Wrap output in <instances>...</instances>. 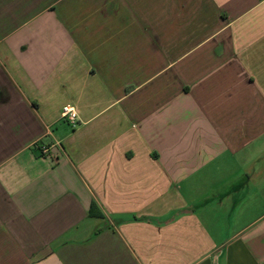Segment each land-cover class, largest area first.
Segmentation results:
<instances>
[{"label":"crops","instance_id":"obj_1","mask_svg":"<svg viewBox=\"0 0 264 264\" xmlns=\"http://www.w3.org/2000/svg\"><path fill=\"white\" fill-rule=\"evenodd\" d=\"M0 264H264V0H0Z\"/></svg>","mask_w":264,"mask_h":264},{"label":"built area","instance_id":"obj_2","mask_svg":"<svg viewBox=\"0 0 264 264\" xmlns=\"http://www.w3.org/2000/svg\"><path fill=\"white\" fill-rule=\"evenodd\" d=\"M61 117L62 119L70 123L73 127H76L78 124V120H79L78 113L73 106L67 105L63 107ZM41 153L44 156L50 155L49 147L46 146L41 147Z\"/></svg>","mask_w":264,"mask_h":264},{"label":"trees","instance_id":"obj_3","mask_svg":"<svg viewBox=\"0 0 264 264\" xmlns=\"http://www.w3.org/2000/svg\"><path fill=\"white\" fill-rule=\"evenodd\" d=\"M92 206L94 207L95 205L93 204Z\"/></svg>","mask_w":264,"mask_h":264}]
</instances>
